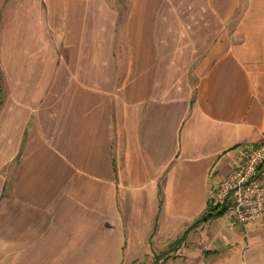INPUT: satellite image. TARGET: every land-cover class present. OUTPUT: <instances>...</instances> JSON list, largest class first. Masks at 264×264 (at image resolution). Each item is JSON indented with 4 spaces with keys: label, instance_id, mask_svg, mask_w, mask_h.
<instances>
[{
    "label": "crops",
    "instance_id": "0c3cea01",
    "mask_svg": "<svg viewBox=\"0 0 264 264\" xmlns=\"http://www.w3.org/2000/svg\"><path fill=\"white\" fill-rule=\"evenodd\" d=\"M263 140L264 0L0 10V264H264V218L198 223Z\"/></svg>",
    "mask_w": 264,
    "mask_h": 264
},
{
    "label": "built area",
    "instance_id": "2783aa9c",
    "mask_svg": "<svg viewBox=\"0 0 264 264\" xmlns=\"http://www.w3.org/2000/svg\"><path fill=\"white\" fill-rule=\"evenodd\" d=\"M208 204L224 207L225 220L236 225L264 218V140L235 150L232 171L211 186Z\"/></svg>",
    "mask_w": 264,
    "mask_h": 264
},
{
    "label": "trees",
    "instance_id": "16d2710c",
    "mask_svg": "<svg viewBox=\"0 0 264 264\" xmlns=\"http://www.w3.org/2000/svg\"><path fill=\"white\" fill-rule=\"evenodd\" d=\"M224 211H225L224 207L223 208L222 207L221 208L220 207H213L210 204H208L206 207L205 213H203V216H201L200 222H198V223L205 222V221L212 219V218H215V217H221L224 215ZM194 225L195 224H193L192 226H194ZM169 246L173 247L176 245L174 243H172L171 245L169 244Z\"/></svg>",
    "mask_w": 264,
    "mask_h": 264
},
{
    "label": "rangeland",
    "instance_id": "374dc122",
    "mask_svg": "<svg viewBox=\"0 0 264 264\" xmlns=\"http://www.w3.org/2000/svg\"><path fill=\"white\" fill-rule=\"evenodd\" d=\"M5 4H7V0H0V10L3 8Z\"/></svg>",
    "mask_w": 264,
    "mask_h": 264
}]
</instances>
